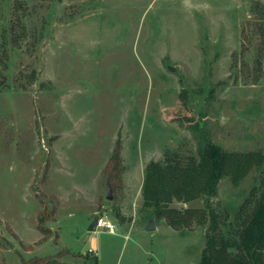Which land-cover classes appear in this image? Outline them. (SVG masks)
<instances>
[{"label": "rangeland", "instance_id": "obj_1", "mask_svg": "<svg viewBox=\"0 0 264 264\" xmlns=\"http://www.w3.org/2000/svg\"><path fill=\"white\" fill-rule=\"evenodd\" d=\"M25 2L29 37L0 61V264H196L211 207L237 240L264 178V0ZM203 140L249 168L174 199L171 222L146 167Z\"/></svg>", "mask_w": 264, "mask_h": 264}, {"label": "trees", "instance_id": "obj_2", "mask_svg": "<svg viewBox=\"0 0 264 264\" xmlns=\"http://www.w3.org/2000/svg\"><path fill=\"white\" fill-rule=\"evenodd\" d=\"M25 0L12 3L13 12L10 31V41L6 39L0 46V61L2 55L8 56L9 47L19 45L21 40L29 37L24 16ZM22 11V12H21ZM11 45V46H9ZM246 154L227 151L221 145L210 140H203L193 153L183 157L179 153L166 154L162 162H152L146 167L143 184L145 204L163 206L162 211L174 199L191 201L204 195L211 196L217 192L219 181L230 175L237 182L249 168ZM255 191L253 205L249 213L238 225L237 240L223 237L216 220V213L211 207V227L207 233V245L203 249L202 257L196 264H264V178ZM173 210H167L165 217L171 222H179L173 218ZM172 216V217H171ZM222 234V235H221ZM235 248L236 251H232Z\"/></svg>", "mask_w": 264, "mask_h": 264}, {"label": "water", "instance_id": "obj_3", "mask_svg": "<svg viewBox=\"0 0 264 264\" xmlns=\"http://www.w3.org/2000/svg\"><path fill=\"white\" fill-rule=\"evenodd\" d=\"M170 69L172 71H174V67H170ZM108 199H112V187H108ZM97 222H98V218H95L91 223H90V226H89V230L91 231H96L97 229ZM146 229L147 231H154L156 229V221L155 219H150L148 225L146 226Z\"/></svg>", "mask_w": 264, "mask_h": 264}, {"label": "built area", "instance_id": "obj_4", "mask_svg": "<svg viewBox=\"0 0 264 264\" xmlns=\"http://www.w3.org/2000/svg\"><path fill=\"white\" fill-rule=\"evenodd\" d=\"M99 227H101V228L105 227V228L109 229L111 232H115L114 225L111 222L106 221L103 218H98L97 228H99Z\"/></svg>", "mask_w": 264, "mask_h": 264}]
</instances>
